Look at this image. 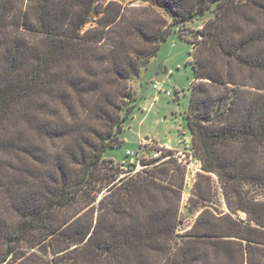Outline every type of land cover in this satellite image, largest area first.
Returning <instances> with one entry per match:
<instances>
[{
  "label": "trees",
  "instance_id": "16d2710c",
  "mask_svg": "<svg viewBox=\"0 0 264 264\" xmlns=\"http://www.w3.org/2000/svg\"><path fill=\"white\" fill-rule=\"evenodd\" d=\"M149 1L170 21L0 0V264H264V0ZM176 31L193 44L185 118L203 168L183 233L175 150L124 176L105 157L138 106L133 78Z\"/></svg>",
  "mask_w": 264,
  "mask_h": 264
},
{
  "label": "rangeland",
  "instance_id": "374dc122",
  "mask_svg": "<svg viewBox=\"0 0 264 264\" xmlns=\"http://www.w3.org/2000/svg\"><path fill=\"white\" fill-rule=\"evenodd\" d=\"M98 2L104 6L110 3L121 6L128 14L155 16L158 12L170 21L165 11L152 8L149 0H98ZM199 25L200 22L189 23L183 31L189 36L192 34L191 31L200 28ZM161 65L167 69V72L164 74V79L159 82L163 88L159 91L150 85V77ZM194 79L193 44L178 31L172 32L161 42L158 54L151 59L147 72L142 70L139 77L133 78L131 85L136 90L138 106L122 133L123 144L110 148L105 153L106 158L112 159L123 169L121 176L141 169L140 159L161 156L163 151L159 149L168 148L166 146H179L189 155L186 159L190 168L187 169L180 208V233L192 225L197 211L202 208V204L191 208L189 203L191 188L199 173L195 167L200 163V159L191 147L192 137L185 118ZM166 91H169L170 95H167ZM140 145L143 147L140 148ZM189 147L192 149L191 152L185 150ZM131 151L135 154H128ZM129 162H137L134 171L126 170ZM251 190L255 192L254 189ZM239 213L245 217L244 212L239 211Z\"/></svg>",
  "mask_w": 264,
  "mask_h": 264
},
{
  "label": "built area",
  "instance_id": "2783aa9c",
  "mask_svg": "<svg viewBox=\"0 0 264 264\" xmlns=\"http://www.w3.org/2000/svg\"><path fill=\"white\" fill-rule=\"evenodd\" d=\"M152 87L154 89H156V90H159V91L163 90V88L160 86L159 82H157V81H153L152 82ZM166 94L170 95V92L166 91ZM128 154L134 155L135 153L133 151H131V152H128ZM175 154L178 157L179 161L186 165V169L190 168V165H189V163L187 162V159H186V157H188L189 155H187L186 153H184L182 151H176ZM195 169H196L197 172H201L202 171L201 161L199 163V166L197 165L195 167Z\"/></svg>",
  "mask_w": 264,
  "mask_h": 264
},
{
  "label": "crops",
  "instance_id": "0c3cea01",
  "mask_svg": "<svg viewBox=\"0 0 264 264\" xmlns=\"http://www.w3.org/2000/svg\"><path fill=\"white\" fill-rule=\"evenodd\" d=\"M163 69H164V68H163ZM147 70H148V69H147ZM147 70H146V72H147ZM145 74H146V73H145ZM155 76L158 77V78L161 77V78H163V79H164V77H165L164 72H163V70H162L159 74H156V72L153 73V75L151 76L152 78L150 77V79H151L150 81H152V79H154ZM153 81H154V80H153ZM143 142H144V141H143ZM143 142H142V143H143ZM165 146H166V145H165ZM166 147L171 148V149H173V150H175V151H177V150H178V151H182V150H181L182 148H179V146H178V147H177V146H176V147L166 146ZM186 147H187V146H186ZM191 147H192V145H191ZM191 147H189V148H187V149L185 148V150L188 151V152H189V151L191 152V151H192ZM182 152H183V151H182Z\"/></svg>",
  "mask_w": 264,
  "mask_h": 264
},
{
  "label": "water",
  "instance_id": "95a60500",
  "mask_svg": "<svg viewBox=\"0 0 264 264\" xmlns=\"http://www.w3.org/2000/svg\"><path fill=\"white\" fill-rule=\"evenodd\" d=\"M163 70V72H164V74L167 72V69L166 68H164L163 69V67H162V65L159 67V69H158V71L156 72V74H159L161 71ZM154 81H157V82H161L162 80H163V78H158V77H154V79H153ZM152 82L153 81H150V85H152Z\"/></svg>",
  "mask_w": 264,
  "mask_h": 264
}]
</instances>
